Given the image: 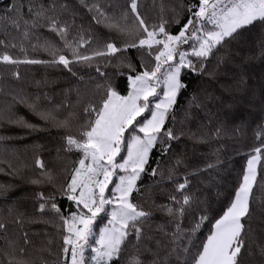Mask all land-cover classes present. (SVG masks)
I'll return each instance as SVG.
<instances>
[{"label": "snow or ice", "instance_id": "6c2138e0", "mask_svg": "<svg viewBox=\"0 0 264 264\" xmlns=\"http://www.w3.org/2000/svg\"><path fill=\"white\" fill-rule=\"evenodd\" d=\"M79 4L92 21L115 35L94 38L90 27L77 24L79 13L67 0H3L0 7V93L4 95L0 126L31 132L63 130L57 157L61 152L77 157L70 169L59 172L40 155L28 164L6 143L13 138L0 135V163L7 165L9 174L51 189L47 194L35 193L34 216L6 208L0 217L4 234L0 238L5 242L0 264H264V243L256 242L252 223L259 199L256 190L264 196V124L255 131L256 143L246 153V164L231 188L222 180L208 181L217 189L214 201L190 183L189 175H198L199 169L185 172L181 179L183 154L175 151L182 137L194 136L185 133L184 121L195 120L200 113L215 117L220 125L214 134L219 137L225 131L220 117L230 115L233 93L251 91L256 102L255 91L242 76L225 84L222 74L228 76L229 66L236 62L239 53L233 49H242L250 37L264 58V0L161 3L155 22L146 19L139 0L107 7L88 0ZM40 29L56 39L40 40ZM29 48L42 50L49 59L30 57ZM10 49H18L19 54ZM132 50L135 57L129 54ZM113 61V75L126 81L124 88L114 84L105 70ZM21 65L61 68L78 81L84 80L81 68H87L96 73L89 80L99 77V82L92 98L83 99L80 89L75 90L81 116L72 110L76 105L54 104L46 92L33 95L22 88L5 92L7 76L22 79ZM36 84L39 87L41 81ZM69 91L65 90V101ZM258 103L264 112V84ZM18 105L42 123L18 115ZM239 133L240 127H235L233 134ZM198 138L207 136L202 133ZM218 164L217 157L216 164L206 168ZM146 175L152 185L144 184ZM9 187L0 185V195ZM25 222L56 228L60 238L56 250L51 238L37 245L27 231L19 239L9 238V223L23 229ZM255 255L258 262L252 259Z\"/></svg>", "mask_w": 264, "mask_h": 264}, {"label": "trees", "instance_id": "16d2710c", "mask_svg": "<svg viewBox=\"0 0 264 264\" xmlns=\"http://www.w3.org/2000/svg\"><path fill=\"white\" fill-rule=\"evenodd\" d=\"M42 2L47 3L48 0H42ZM67 2L79 13L77 24L82 23L86 28L90 27L91 34L94 38L105 39L115 35V33L105 28L103 24L97 25L92 21L91 14L80 6L79 0H67ZM88 2L99 3L107 7L112 4L123 5L125 0H88ZM175 2L176 0H139L141 12L149 22H155L157 20L161 3L169 5ZM0 7H3V0H0ZM37 37L40 40L45 38L56 39L54 34L47 29H40ZM0 38L3 37L0 36ZM35 42L36 40L34 39L33 43ZM10 51L14 55L19 54L18 49H10ZM233 51L238 52L239 55L237 56L236 62L229 66V75L223 76L222 74V82L231 84L235 79H239L242 76L249 89L255 91L256 102H252L253 97L251 91L241 90L233 93L235 102L231 104L230 115L226 119L220 117V120H224V134L216 137L214 129L220 125V121L215 117H205L204 113H200L199 117L195 120L189 119L183 122V130L185 133H192L194 136L186 134L175 147L176 152L183 154L184 164L181 165L179 172L181 179L185 172L193 173L196 169H199L200 172L198 175H189L190 183L194 189L202 190L203 196L207 197L210 201H214L217 189L212 187L208 181L211 179L222 180L226 188H231L236 182L237 174L246 164V153L256 143L254 137L255 131L259 125L264 124V112H261L258 103L260 86L264 84V58L260 55L259 45L250 37L247 45L243 46L242 49L234 48ZM28 53L33 58L49 59V56L39 49L34 52L29 48ZM129 54L133 57L136 56L134 50L130 51ZM115 63L113 61V65L105 70L111 76L114 84L120 88H124L126 87V81L113 75L115 72ZM20 72L22 77L20 81L14 80L10 75L5 78L4 83L7 85L4 89L5 92L9 88H22L25 93L33 95H42L46 92L54 104L69 102L76 105L77 95L75 90L77 88L80 89L83 99L92 98L94 85L99 82V77L95 81L89 80V76L95 77L96 73L94 70L89 71L87 68H81L79 72V75L84 77L83 81H78L77 78L72 77L61 68H46L42 65H21ZM36 81H41L39 87ZM68 89L71 91L67 93V101H65V90ZM229 95L226 92L225 98L227 99ZM3 99L4 95L0 93V101ZM181 103H185L183 97H181ZM17 107L18 115L24 116L25 119H28L32 123H42L24 105H18ZM72 110L79 112L81 116L83 115L79 105H76ZM238 126L240 127V133L233 134V129ZM202 133L206 134V139L198 138ZM62 134L63 130L54 127L31 132L14 125L0 126V135L11 136L13 138L6 143L17 149L18 154L25 163L31 164L34 156L40 155L50 167L58 172L62 168L70 169L71 161L77 158L72 153L64 154L63 152H61L60 157H57V149L62 146ZM217 157L219 158L217 167L207 169L206 165L216 164ZM0 168L4 169L0 171V185H10L7 193L0 195V217L5 216V210L8 206H13L26 216L36 215L35 209L37 205L34 203L35 193L45 191L47 194L51 189L47 185H32L27 182V177L21 179L18 176L10 175L6 164L0 163ZM25 171L27 173V170ZM152 183V180L146 175L144 177V184L152 185ZM256 196L259 199L254 203L253 229L257 237L256 242L264 243V238H261V232L264 229V196H262L259 189L256 190ZM62 204L64 208H67L68 202L66 200H63ZM213 207H218V205L213 203ZM48 215V213L45 214L46 218ZM8 219L11 220V217ZM25 231L29 233V238L37 245L51 238L53 240L51 247L53 251L56 250L60 240L56 228L51 225L41 223L29 224L27 222H25L23 229L15 223H9L8 225L9 238L19 239ZM3 235V233H0V237ZM4 244V240L0 238V248H3ZM27 247L31 248V245ZM254 251H256L255 246ZM45 255L47 256V253ZM47 258L49 260L55 259L52 256H48ZM252 259L258 262L259 256L255 255Z\"/></svg>", "mask_w": 264, "mask_h": 264}]
</instances>
